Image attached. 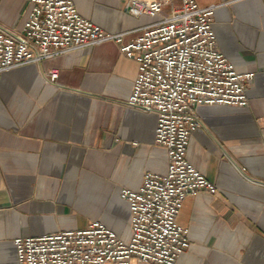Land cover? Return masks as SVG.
I'll list each match as a JSON object with an SVG mask.
<instances>
[{
	"label": "crops",
	"instance_id": "crops-1",
	"mask_svg": "<svg viewBox=\"0 0 264 264\" xmlns=\"http://www.w3.org/2000/svg\"><path fill=\"white\" fill-rule=\"evenodd\" d=\"M28 1L0 0V27L19 30ZM72 1L103 32L124 34L123 43L153 21L128 15L121 0ZM195 2L215 6L217 49L253 77L245 106L197 108L186 157L217 192L184 199L176 220L189 246L175 264H264V0ZM136 74L113 40L0 73V264H16L17 238L92 221L128 240L120 190L167 169L166 150L154 143L156 115L127 105Z\"/></svg>",
	"mask_w": 264,
	"mask_h": 264
},
{
	"label": "built area",
	"instance_id": "built-area-1",
	"mask_svg": "<svg viewBox=\"0 0 264 264\" xmlns=\"http://www.w3.org/2000/svg\"><path fill=\"white\" fill-rule=\"evenodd\" d=\"M128 15L149 17L138 35L109 34L82 17L72 0H29L19 30L0 27V73L38 64L56 55L113 40L137 63L127 105L156 115L154 143L167 155L162 175L146 172L136 190L119 196L129 209V238L98 221L76 230L13 241L16 264H175L188 248L187 231L176 216L184 199L217 188L186 157L190 135L199 127L197 108L245 106L252 73H238L217 49L211 21L215 6L195 0H121ZM54 81L58 71L47 72Z\"/></svg>",
	"mask_w": 264,
	"mask_h": 264
}]
</instances>
